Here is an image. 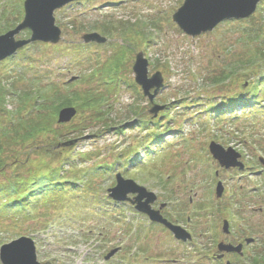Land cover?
Returning a JSON list of instances; mask_svg holds the SVG:
<instances>
[{
    "label": "rangeland",
    "instance_id": "obj_1",
    "mask_svg": "<svg viewBox=\"0 0 264 264\" xmlns=\"http://www.w3.org/2000/svg\"><path fill=\"white\" fill-rule=\"evenodd\" d=\"M25 1L0 0V35L7 29L14 30L24 20ZM184 1L75 2L55 12L57 26L62 30L59 44L40 43L36 48L26 46L21 51L32 55L36 60L34 71L48 72V80L62 87L64 96H71L72 92L85 93L88 89H98L97 93L105 95V104L111 108L103 120L86 123L84 118L89 113L83 115L78 111V115L64 125L58 124L57 116L54 127L67 135L68 140L77 141L76 154L100 153L98 165L111 173L109 181H105L106 189L116 183V173L122 174L125 179H132L157 194L159 203H168L166 213L173 219L178 217L176 213H182L185 219L193 217L187 224L180 225L193 235L194 242L181 243L165 228L151 225L128 206H108L107 212L97 219H87L80 204L71 202L63 206L57 202L54 206L58 204V208L64 209L44 215V208L43 218L35 215L32 221H20L16 230L14 225L10 226L11 221H3L0 245L20 236L32 238L41 264H219L210 258L217 251L215 242L241 243L245 238H254L257 242L247 249L248 257L240 261L229 257L225 261L251 264L254 257L264 256V175L259 172L264 160V122L251 114L231 122L205 113L206 105L220 104L226 95L235 91L234 85L226 86L224 80L237 61L254 52L259 54L264 46L256 41L246 43L249 37L242 26H249V21L245 22L248 18L244 24L227 21L229 23H222L211 33L199 37L186 35L173 22V15ZM263 6V3L259 5L254 16L255 23L262 25L264 31V10L260 9ZM106 24L114 26L112 34L104 35ZM91 33L101 34L108 42L84 45L82 37ZM30 36L31 32L25 30L16 38L24 40ZM76 51L83 53L78 56ZM138 53H144L148 59L150 76L156 72L163 74L165 88L158 93L154 104L167 105L170 115L166 112L168 108L160 111L157 118L149 113L153 104L135 83L133 66ZM117 65L118 72L125 77L122 79L130 82V87L124 82L113 89L111 79ZM13 67L10 65V69ZM6 72L8 68L1 65L3 78ZM90 73L93 80L87 82ZM32 74H25L20 84L10 80L9 85L15 83L27 90L31 85L26 80ZM81 78L85 82H81ZM197 103L204 105L195 106ZM18 105L12 97L7 110L15 112ZM184 105L190 108H183ZM236 111L240 113L239 108ZM75 126L80 127L79 133L71 132ZM212 142L240 153V161L247 167L243 171L222 168L209 152ZM14 146L7 149V154H11L12 149L20 150ZM28 157L23 153L19 159L25 161ZM35 158L32 153L30 159L40 160ZM14 161L8 159L0 184L6 181V176L12 177ZM17 171L26 172L19 167ZM218 181L225 186L219 199L216 196ZM46 184L48 182L41 186ZM199 205L203 206V212H197ZM27 211L31 215L36 213L32 206ZM234 211L238 215L233 217ZM225 218L232 224L231 238L222 230ZM115 249L119 253L107 260V255Z\"/></svg>",
    "mask_w": 264,
    "mask_h": 264
},
{
    "label": "trees",
    "instance_id": "obj_2",
    "mask_svg": "<svg viewBox=\"0 0 264 264\" xmlns=\"http://www.w3.org/2000/svg\"><path fill=\"white\" fill-rule=\"evenodd\" d=\"M262 3L264 5V0ZM260 9L264 10V6ZM255 19L254 15L248 18L245 22L249 21V26L243 25L242 31L249 37L246 39V43L256 41L264 46V31L261 30L262 25L258 26L255 23ZM232 22L245 23L244 20H232ZM113 30L114 26L109 24L103 26L104 35L107 33L112 34ZM249 31L252 33H249ZM38 44L29 47L33 49ZM27 52L20 51L17 55L0 63V66L8 68V72L11 70V73L6 72L7 75L4 78V75H0V175H5V170L8 168V159L15 160L13 163L15 164V170L11 174L12 177L8 178L6 176V181L0 184V224L3 221H11L10 226L14 225L13 228L16 230L20 221L24 223L28 220L32 221L35 215L38 218H43L42 209L44 208H46L44 215L48 214L49 211L63 208H58V204L54 206L57 202L63 203V206H69L71 202L80 204L82 206L81 211L87 219H97L101 213L107 212L105 209L108 206L130 207L126 203H116L109 198L105 181H109L111 173L109 171L107 173L103 166L98 165L100 153L97 154L94 151L87 154H76V145L55 150V147L59 144L70 141L67 139V135L60 133L54 127L57 124L56 119L59 111L67 106H76L83 115L89 113L88 117L85 116L84 122H99L103 120L104 115L107 116L110 113L108 111L111 107L105 104L103 98L105 95L97 93L98 89H88L85 93L72 92L71 96H64L62 87L48 80V72L42 74L34 71L33 65L36 60ZM263 52L264 50H261L259 54L254 52L253 55H248L237 61V64L224 80L226 86L234 85L235 91L226 95L225 102L206 105L207 110L205 113L231 122H234L240 116L251 114L254 119H261L264 122V55H260L261 53L264 54ZM76 53L81 56L83 52L76 51ZM23 63L28 65L22 66ZM10 65L15 68L10 69ZM116 67L117 70L111 79L113 89L124 82L130 87V82L128 84L126 80H123L122 78L125 77L118 72L119 65ZM29 72L33 74L26 81L29 82L31 87L27 90L19 88L15 83L20 84L25 74L27 75ZM14 73H16V77H13ZM91 77H93L92 73H90L87 82H92L93 78ZM13 79L15 83L10 86L9 81ZM83 80L81 78V82H85ZM132 86L136 88V85L133 84ZM10 87L13 88L12 91ZM12 97L19 104L15 112L7 110V104ZM203 105L197 103L195 106ZM195 106L193 105V107ZM165 108H168L166 112L167 115H170L169 107L166 105ZM183 108L190 107L184 105ZM236 108L240 109L239 114ZM4 122L7 123L4 124ZM72 128L74 131L71 132H80L79 126ZM2 140L5 142H2ZM11 145H15L14 147L20 150L14 152L15 149H12L11 154H7V149H11ZM23 153L29 155L25 161L19 159ZM32 153L37 156L35 159L40 160L33 161L34 159H30ZM46 158L49 159V162H46ZM87 163L92 164L87 165ZM102 164L107 165L108 163ZM18 167L20 169L24 168L26 172L19 174ZM259 168V171L264 175L262 164ZM20 179L23 182H20ZM99 180L104 182L105 185H100ZM47 182L48 184L41 186ZM39 183L41 184L38 185ZM32 201L35 202L34 205ZM30 206L36 210L34 215L29 214L27 211ZM198 207L200 209L197 212L204 211L201 209L202 205ZM181 214L176 213L178 217L175 219L168 214L167 216L175 223L187 224L189 218L185 219ZM237 215L238 213L234 211L233 217ZM246 257L248 256L246 255ZM211 259L223 264L218 259ZM235 259L240 261L241 257L235 256ZM263 260L264 256H257L254 257L251 264H262ZM233 261L231 264H234Z\"/></svg>",
    "mask_w": 264,
    "mask_h": 264
},
{
    "label": "water",
    "instance_id": "obj_3",
    "mask_svg": "<svg viewBox=\"0 0 264 264\" xmlns=\"http://www.w3.org/2000/svg\"><path fill=\"white\" fill-rule=\"evenodd\" d=\"M82 0H26L24 3L25 18L14 30L0 36V62L14 56L20 49L35 42L59 44L62 39V30L56 24L55 12L74 2ZM262 0H228V2L219 8L203 11L195 23H191L185 16V1L183 5L173 15L175 22L180 29L190 37H199L206 33H211L220 24L230 20H245L253 16ZM39 21V23H37ZM25 30L32 32L29 39L17 40V36ZM84 44L96 43L106 44L108 39L99 33L86 34L82 37ZM135 74V83L143 90L144 96L153 104L149 113L153 118H157L160 111L165 107L157 106L154 100L158 93L165 88L164 76L161 72L149 75V61L144 53H138L136 62L133 66ZM77 77L70 82H74ZM78 114L74 107H65L58 114V124L70 123ZM77 141H69L59 144L55 149L67 148L75 145ZM210 153L217 160L222 168L227 170L232 168L244 169L245 165L240 161L241 155L232 148L224 149L220 144L212 142L209 146ZM264 164V160H262ZM109 197L118 203L130 202L135 205L136 210L147 215L154 223L165 226L174 234L178 241H192V235L182 226H177L164 218L161 210H155L153 204L158 200L154 192H150L146 187L141 186L133 180L125 179L121 174L116 176V186L108 190ZM224 193V186L219 182L216 188L217 198H221ZM134 195L135 199L130 196ZM166 205H162L161 209ZM224 233H230V224L227 220L223 225ZM253 239H248L251 243ZM20 245L14 248L10 253L0 249V262L2 264H41L38 261L37 248L32 238L20 237L17 240L3 245L4 248H10L12 245ZM243 245L235 246L221 242L218 250L221 253H238L242 255ZM118 251H112L107 259L112 258ZM223 258V257H220ZM230 264V263H228ZM264 264V263H263Z\"/></svg>",
    "mask_w": 264,
    "mask_h": 264
},
{
    "label": "snow or ice",
    "instance_id": "obj_4",
    "mask_svg": "<svg viewBox=\"0 0 264 264\" xmlns=\"http://www.w3.org/2000/svg\"><path fill=\"white\" fill-rule=\"evenodd\" d=\"M228 0H185V16L186 19L195 23L198 16L205 10L215 9L224 6ZM39 23V21H37ZM20 245H12L10 248H4L3 245H0V249H3L4 252H11L14 248H18ZM3 253H0L2 256Z\"/></svg>",
    "mask_w": 264,
    "mask_h": 264
},
{
    "label": "flooded vegetation",
    "instance_id": "obj_5",
    "mask_svg": "<svg viewBox=\"0 0 264 264\" xmlns=\"http://www.w3.org/2000/svg\"><path fill=\"white\" fill-rule=\"evenodd\" d=\"M134 197V195L132 196V198ZM160 204L161 203H155L154 204V208L155 209H159V207H160ZM225 207V211H226V205L224 206ZM133 208H134V206H133ZM162 213H163V215H164V210L162 211ZM165 216V215H164ZM226 216V215H225ZM224 220H226V218L224 219ZM225 235H226V233H225ZM227 236H229L230 238L233 236V233H230V234H227ZM223 242H225V243H227L226 242V240H222ZM255 242H257V241H255ZM216 243V245H218V242H215ZM229 243H232V244H234V245H238V244H243V255H240L239 256V254H236V253H232V254H225V256H224V258H222V259H220L219 257L221 256L219 253H218V251H216L215 253H212L211 254V256H210V258H214V259H219L223 264H226V259L227 258H229V257H232V258H235V256H239V257H245L246 256V251H247V249L250 247V245H253L254 244V241L253 242H251V243H247V241H246V238H245V240L243 241V242H241V243H237V242H235V241H230Z\"/></svg>",
    "mask_w": 264,
    "mask_h": 264
},
{
    "label": "bare ground",
    "instance_id": "obj_6",
    "mask_svg": "<svg viewBox=\"0 0 264 264\" xmlns=\"http://www.w3.org/2000/svg\"><path fill=\"white\" fill-rule=\"evenodd\" d=\"M222 101L225 102V99H223Z\"/></svg>",
    "mask_w": 264,
    "mask_h": 264
}]
</instances>
